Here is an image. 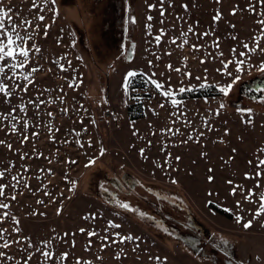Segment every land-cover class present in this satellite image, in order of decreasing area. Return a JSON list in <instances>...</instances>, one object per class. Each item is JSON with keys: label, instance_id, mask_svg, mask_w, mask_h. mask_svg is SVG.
<instances>
[{"label": "rangeland", "instance_id": "374dc122", "mask_svg": "<svg viewBox=\"0 0 264 264\" xmlns=\"http://www.w3.org/2000/svg\"><path fill=\"white\" fill-rule=\"evenodd\" d=\"M123 6L130 39L103 36L113 23L125 33ZM0 9L29 51L23 67L0 61V264H264L261 0ZM81 27L100 49L91 61Z\"/></svg>", "mask_w": 264, "mask_h": 264}, {"label": "snow or ice", "instance_id": "6c2138e0", "mask_svg": "<svg viewBox=\"0 0 264 264\" xmlns=\"http://www.w3.org/2000/svg\"><path fill=\"white\" fill-rule=\"evenodd\" d=\"M53 3H55V0H52ZM261 3H264V0H261ZM33 5L35 6V0H33ZM43 10V9H41ZM8 15V13L2 9H0V61H7V60H12V61H16L17 57H23V59L17 64L14 63L11 65L12 68H16V67H23L27 61H28V57H29V51L26 47L23 46L24 43H26L25 37L21 36L17 31L16 28L18 26L13 25L12 28L9 30L5 27V23H4V18ZM9 19H11L9 17ZM39 20L43 21L44 17L43 16H39L38 17ZM149 19H151V17H149ZM215 19H219V17H215ZM134 22V21H133ZM261 24H264V21H260ZM191 31V29H190ZM262 32H264V29H262ZM30 39V37H29ZM157 39L159 40V37H157ZM261 39H264V36L261 37H254V40L257 42V48L259 47V42ZM175 42V41H173ZM186 42V41H185ZM244 48L248 49L249 46L247 44L244 45ZM38 50V49H37ZM235 51V50H233ZM249 51H256V49H249ZM241 56H245L246 53L241 52L240 53ZM244 61H238L237 62V67H236V71L237 72H241L242 71V67L241 65H243ZM171 67V66H169ZM225 68H227V65H225ZM4 69L0 68V73H3ZM177 71H179V69H177ZM259 71L261 73H264V65H261V67L259 68ZM136 74L135 73H128V79H126L125 82V90L127 91V85L128 83H130V78L134 77ZM227 75H231L230 72L227 73ZM25 79H27V77H25ZM240 80V76H236L235 79L233 80V82L231 84H228L227 86H223L219 88V92L223 93L224 96L229 95L230 91L233 88V85L235 83H237ZM157 87V89L161 88L162 86L157 83L155 85ZM260 91H264V89H259ZM6 88L5 86H3L2 84H0V92H5L6 93ZM181 92L184 91V89H180ZM163 95L171 97L173 94L171 92H164ZM173 105H175L177 103V101L175 99L172 100ZM221 107H223V105H221ZM250 111V110H249ZM103 154V150L101 152V155ZM94 163V161H93ZM251 163V162H250ZM257 167H264V160H259L257 163ZM2 175V174H0ZM257 176H260L261 173L257 172L256 173ZM246 178H250L246 175ZM257 187H259V185H257ZM235 189H233V194H235ZM0 195H3V189L2 186H0ZM251 195L246 196L245 199L246 200H250L251 199ZM120 208L125 209L127 211H132V212H137L136 209L131 208L127 203H120L118 205ZM239 206V205H237ZM3 207H7V205H3ZM138 215H140L141 218H143L145 216L144 213H138ZM261 215H264V193L260 194V208L257 210V212L255 213V217H259ZM241 217H236L237 222L239 223L241 221ZM252 226V222L248 221L247 223L243 224V227L245 229H248ZM115 227H119L118 225H115ZM83 231V230H81ZM89 235H95V233H89ZM123 239L126 240H131L134 239L132 236H127L124 237ZM123 242V240L121 241ZM7 245H5L6 247ZM45 257L49 256V253H44ZM67 254H64V256L66 257ZM159 259V258H157Z\"/></svg>", "mask_w": 264, "mask_h": 264}, {"label": "trees", "instance_id": "16d2710c", "mask_svg": "<svg viewBox=\"0 0 264 264\" xmlns=\"http://www.w3.org/2000/svg\"><path fill=\"white\" fill-rule=\"evenodd\" d=\"M124 7V10H123V17L122 18H120V19H122L121 20V22H123V24H124V26H123V28H126V31H125V33L124 32H122V30L121 29H119V32H117V33H114L113 32V30H114V26H115V24L113 23V25L112 24H110V25H107V30H105L106 32H105V35H104V33H102V35L103 36H107L108 38H113V37H115V35H125V37L127 38H129L130 39V37H131V35H132V32H130V29H129V18H128V14H127V12L128 11H126L127 10V6H123ZM121 22H119V23H121ZM81 32L84 34V32H85V29H83V27H81ZM83 42H85L86 43V49H87V51H88V57H89V60L91 61V58H92V56H93V54H100V49L98 48V49H94L95 47H91L90 48V46L91 45H88V40H89V35L87 36L86 34H84L83 35ZM105 38V37H104ZM102 41V40H101ZM92 49H94V50H92ZM94 61V60H93ZM96 62V61H95ZM92 63L93 62H91V66H92ZM94 64V63H93ZM87 93V92H86ZM101 112V111H100ZM83 180V178L82 179H80V180H78V184H79V182H80V184H81V181ZM218 211L220 212V213H223V211H221L220 209H218Z\"/></svg>", "mask_w": 264, "mask_h": 264}, {"label": "built area", "instance_id": "2783aa9c", "mask_svg": "<svg viewBox=\"0 0 264 264\" xmlns=\"http://www.w3.org/2000/svg\"><path fill=\"white\" fill-rule=\"evenodd\" d=\"M99 115L100 116H98L99 118H98V120H103V121H105V120H107L108 121V119L110 118L109 117V114H107V113H103V111H101L100 113H99Z\"/></svg>", "mask_w": 264, "mask_h": 264}, {"label": "flooded vegetation", "instance_id": "af4514ba", "mask_svg": "<svg viewBox=\"0 0 264 264\" xmlns=\"http://www.w3.org/2000/svg\"><path fill=\"white\" fill-rule=\"evenodd\" d=\"M252 86H253V87H256V88H257V87L264 86V78H261V82H260V80H259V83H258L257 85H253V84H252Z\"/></svg>", "mask_w": 264, "mask_h": 264}, {"label": "water", "instance_id": "95a60500", "mask_svg": "<svg viewBox=\"0 0 264 264\" xmlns=\"http://www.w3.org/2000/svg\"><path fill=\"white\" fill-rule=\"evenodd\" d=\"M261 78H264V76L261 77ZM261 78H260V79H256V80H254V81L252 82V84H253V85H257V84L259 83V80H260V82H261Z\"/></svg>", "mask_w": 264, "mask_h": 264}]
</instances>
